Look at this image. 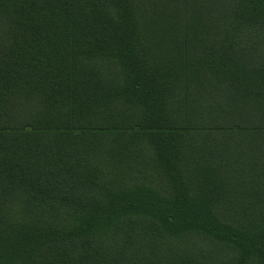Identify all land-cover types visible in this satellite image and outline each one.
Wrapping results in <instances>:
<instances>
[{
	"label": "trees",
	"instance_id": "obj_1",
	"mask_svg": "<svg viewBox=\"0 0 264 264\" xmlns=\"http://www.w3.org/2000/svg\"><path fill=\"white\" fill-rule=\"evenodd\" d=\"M0 264H264V0H0Z\"/></svg>",
	"mask_w": 264,
	"mask_h": 264
}]
</instances>
